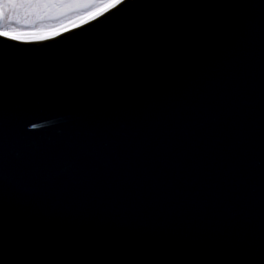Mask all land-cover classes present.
Wrapping results in <instances>:
<instances>
[{
	"label": "water",
	"instance_id": "95a60500",
	"mask_svg": "<svg viewBox=\"0 0 264 264\" xmlns=\"http://www.w3.org/2000/svg\"><path fill=\"white\" fill-rule=\"evenodd\" d=\"M0 264H264V0L0 36Z\"/></svg>",
	"mask_w": 264,
	"mask_h": 264
},
{
	"label": "rangeland",
	"instance_id": "374dc122",
	"mask_svg": "<svg viewBox=\"0 0 264 264\" xmlns=\"http://www.w3.org/2000/svg\"><path fill=\"white\" fill-rule=\"evenodd\" d=\"M105 0H49L35 7L5 10L0 19L2 37L19 42H37L55 38L65 32L81 27L121 3L110 4L94 15L78 18L81 11H91Z\"/></svg>",
	"mask_w": 264,
	"mask_h": 264
},
{
	"label": "snow or ice",
	"instance_id": "6c2138e0",
	"mask_svg": "<svg viewBox=\"0 0 264 264\" xmlns=\"http://www.w3.org/2000/svg\"><path fill=\"white\" fill-rule=\"evenodd\" d=\"M49 0H0V18H4L5 10H13L22 7H35L41 6L48 3ZM125 2L126 0H121ZM4 33L0 32V36H3Z\"/></svg>",
	"mask_w": 264,
	"mask_h": 264
},
{
	"label": "trees",
	"instance_id": "16d2710c",
	"mask_svg": "<svg viewBox=\"0 0 264 264\" xmlns=\"http://www.w3.org/2000/svg\"><path fill=\"white\" fill-rule=\"evenodd\" d=\"M119 0H105V2L102 5H98L97 7L93 8V10H89V11H81L80 15H78V18H86L90 15H94L97 12H99L100 10L104 9L105 7L109 6L110 4H113L115 2H117Z\"/></svg>",
	"mask_w": 264,
	"mask_h": 264
}]
</instances>
